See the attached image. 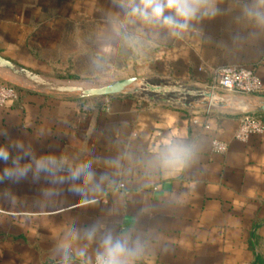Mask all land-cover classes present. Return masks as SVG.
<instances>
[{
  "label": "crops",
  "instance_id": "crops-1",
  "mask_svg": "<svg viewBox=\"0 0 264 264\" xmlns=\"http://www.w3.org/2000/svg\"><path fill=\"white\" fill-rule=\"evenodd\" d=\"M165 15L177 23L134 15L130 0H0V52L59 79H91L53 74L80 56L150 74L116 80L210 85L217 69L244 67L261 83L249 97L264 99V0ZM81 24L96 38L81 42ZM21 90L0 107V264H91L108 235L124 264H264V132L235 141L238 114L199 106Z\"/></svg>",
  "mask_w": 264,
  "mask_h": 264
},
{
  "label": "water",
  "instance_id": "water-1",
  "mask_svg": "<svg viewBox=\"0 0 264 264\" xmlns=\"http://www.w3.org/2000/svg\"><path fill=\"white\" fill-rule=\"evenodd\" d=\"M0 80L40 95H69L81 100L110 96H141L150 101L165 103L168 100L157 99L156 96L178 93L199 98L193 107L199 106L207 110L238 115L264 114V99H237L210 90L185 89L178 85H153L139 77L118 80L51 78L30 71L2 56H0ZM183 107L191 106L183 104Z\"/></svg>",
  "mask_w": 264,
  "mask_h": 264
},
{
  "label": "rangeland",
  "instance_id": "rangeland-1",
  "mask_svg": "<svg viewBox=\"0 0 264 264\" xmlns=\"http://www.w3.org/2000/svg\"><path fill=\"white\" fill-rule=\"evenodd\" d=\"M81 29L84 30L83 34L82 33L80 34V40L83 43L87 42L88 35L95 36L96 38L98 34V32H96L97 29L94 27V25L88 26L87 24H81ZM89 30L90 31L92 30V31L89 33L88 32ZM67 34L70 37L71 32ZM69 37L67 39V42L70 43L71 38ZM88 50L89 49L85 48L81 50V53H84V51L86 52ZM0 54H3V56L2 55L0 56H2L5 59H8V60L14 59L13 55L1 53V52ZM69 61L70 63H68L67 69L63 71V73L61 72V73H53V74L61 78H73V77L81 78L82 77V78L101 79V80H116V78L120 76L129 75V74H134V75L137 74L140 76L150 75L146 71V67L144 64L143 65L141 64L120 65L117 63L106 62L105 58L96 57L95 59L94 58L91 59V58H87L86 56H83V57L80 56L79 60L78 59L75 60L74 57L72 58L70 57ZM145 80L149 81L153 85H171V86L178 85V86H182L185 89H193V90H208L206 86L209 85V82H206L204 83L205 85H203L200 82H197L194 80H173V79H156V78H150V79H145ZM216 93L221 94V95L225 94L221 90H217ZM234 97H236L237 99H245V98L252 99V97L241 96V95H235ZM140 98L147 101V99L144 97L140 96ZM156 98L166 99L168 101L165 103H160L158 101H150V100L148 101H150L151 103L163 104V105H167L170 107H177V108L183 107V104H190V106H192L199 100V98L197 97L182 95L178 93H173V94H169L166 96L157 95ZM92 103H96V102L91 101L88 104L90 105ZM88 104L86 103V105ZM261 245H262L261 252L264 255V241L261 243Z\"/></svg>",
  "mask_w": 264,
  "mask_h": 264
},
{
  "label": "built area",
  "instance_id": "built-area-1",
  "mask_svg": "<svg viewBox=\"0 0 264 264\" xmlns=\"http://www.w3.org/2000/svg\"><path fill=\"white\" fill-rule=\"evenodd\" d=\"M208 90L216 92L221 90L225 95L253 96L261 91V83L255 73L244 67H223L214 73V78ZM18 91L14 85L0 80V107L16 101ZM264 132L262 121L255 115H239L238 127L233 134V139L245 142L250 137L261 135ZM227 150V144L220 141H212V151L222 154ZM91 264H98V255Z\"/></svg>",
  "mask_w": 264,
  "mask_h": 264
},
{
  "label": "clouds",
  "instance_id": "clouds-1",
  "mask_svg": "<svg viewBox=\"0 0 264 264\" xmlns=\"http://www.w3.org/2000/svg\"><path fill=\"white\" fill-rule=\"evenodd\" d=\"M202 0H130L131 13L140 15L145 20L162 21L166 25H175L177 22L173 15H165V11L173 12L176 17L185 21L194 18L198 5ZM168 152H176L179 149H168ZM0 158L7 160L8 154L0 150ZM94 231V229H92ZM105 251L98 255V264H124L119 257L125 252V246L112 240L111 235L104 239Z\"/></svg>",
  "mask_w": 264,
  "mask_h": 264
},
{
  "label": "trees",
  "instance_id": "trees-1",
  "mask_svg": "<svg viewBox=\"0 0 264 264\" xmlns=\"http://www.w3.org/2000/svg\"><path fill=\"white\" fill-rule=\"evenodd\" d=\"M16 88H17L18 93L22 91L20 88H18V87H16ZM253 96H255V95H253ZM127 97H129V96H127ZM74 98H76V97L74 96ZM255 116L257 118H259L262 121L263 125H264V114H256ZM255 263L256 264H258V263L262 264L261 258L259 256L256 257V262Z\"/></svg>",
  "mask_w": 264,
  "mask_h": 264
}]
</instances>
